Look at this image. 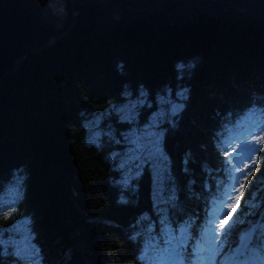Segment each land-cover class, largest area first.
Returning <instances> with one entry per match:
<instances>
[{
  "label": "trees",
  "instance_id": "obj_1",
  "mask_svg": "<svg viewBox=\"0 0 264 264\" xmlns=\"http://www.w3.org/2000/svg\"><path fill=\"white\" fill-rule=\"evenodd\" d=\"M63 9L62 22L42 26L0 79V195L13 182L20 188L16 213L0 217V234L24 220L38 264H158L165 239L186 227L191 264L233 184L231 174L214 171L231 135L248 117L264 132V0H63ZM141 91L151 106L140 119L160 98L184 105L161 125L166 177L156 198L151 171L124 182L117 140L92 144L84 125L87 114ZM108 120L115 137L128 128ZM255 155L259 179L250 177L255 186L242 213L261 206L250 223H234L215 247L214 264L264 216V191L256 192L264 184V147ZM218 175L224 182L216 193ZM7 250L0 248V264L15 260ZM246 254L264 260V223Z\"/></svg>",
  "mask_w": 264,
  "mask_h": 264
},
{
  "label": "rangeland",
  "instance_id": "obj_2",
  "mask_svg": "<svg viewBox=\"0 0 264 264\" xmlns=\"http://www.w3.org/2000/svg\"><path fill=\"white\" fill-rule=\"evenodd\" d=\"M52 14L55 17V19H50L48 21V24L53 25H59L64 17V9H63V0H56V5H52ZM140 98L136 99H128L124 103L120 105H116L117 108H112L108 106L104 110L98 112V113H89L86 115V120L84 122V125L87 130L88 140L92 144H98L99 140L101 138H113L117 141L119 140L120 143H118V148L114 149L113 154L118 157V163L120 166L121 173L123 174V181L128 182L131 178L138 175L139 172H141L142 169L147 168L149 171H151L152 175V183L155 187V198H156V188L159 190H163V181L166 177V158L162 154L161 146H160V152H152L151 150H148L145 148L144 151H136L130 153L127 149L129 148H137V144L144 146L147 145L148 141L150 139H155V137H149L145 133L147 132H157L162 133L161 125L165 121V118L167 116H172V108L174 106L180 105L178 102L171 101L170 99L160 98L158 101V108L154 109L153 111L147 113L146 118L140 119V114L144 112L143 107L138 108L137 111L139 112V122L128 124V128L120 129L118 130L117 137L113 135V129H112V123L108 120L109 117H114L117 121H120V118L125 113L119 112L118 109L121 107H125L129 101L135 102ZM165 103L167 105L165 106ZM149 105V104H147ZM145 105V106H147ZM156 124L158 126H152L153 124ZM242 124L244 127L240 129L238 132L231 135L230 141H229V149L228 152H233L237 145H243L247 142L251 141V137L249 136V133H257L259 134V124L256 122V118H247L245 119ZM145 125H149L147 129H145ZM135 129V134L129 137V140H137V144L129 143L124 141L122 133L129 132L131 130ZM139 138V139H137ZM160 139V145H161V139L162 135L159 137ZM119 153V155H117ZM256 153L249 152L246 147H241L240 151L236 153L232 157L233 161L236 164H240L241 167H243L245 163V158L248 156H253ZM139 155L141 157L140 160H134L132 159L133 156ZM233 166L230 164V169H232ZM231 175H236V170L233 169L231 171ZM232 185L228 188V191H231ZM20 196V188H19V181L13 182L11 185H9L5 192L0 195V206L4 208V211H0V217H5L8 212L11 210L7 208L9 204L13 205V207L16 206V203ZM226 200V197L224 198V201ZM224 201L219 202L216 207L213 209L212 216L210 220L208 221V227L204 229L203 235L205 244L202 246L203 248L207 249V255L204 257H200L195 260L193 258V264H212L211 261L206 259L209 257L213 251L215 246V231L217 230V225L219 223V220L221 218V213L225 211L224 207ZM174 236L179 237L180 233L178 235L174 234ZM0 248L2 250V253H7V249L12 252V256L14 257V261L8 264H38V260L35 256L34 247L32 246L30 242V237L25 225V221L22 220L20 222L15 223L13 226H11L6 234H0ZM238 251V252H237ZM240 253L239 250L236 248V251L232 254V256H237V254ZM167 253L164 252L162 256H166ZM232 257L229 255L226 257V259L223 261L222 264H230L232 261ZM236 264H264L263 259H258L255 262H252L248 260L247 257L241 259L240 261L236 260ZM156 264V260H155ZM158 264H172L171 261L165 260H159Z\"/></svg>",
  "mask_w": 264,
  "mask_h": 264
},
{
  "label": "snow or ice",
  "instance_id": "obj_3",
  "mask_svg": "<svg viewBox=\"0 0 264 264\" xmlns=\"http://www.w3.org/2000/svg\"><path fill=\"white\" fill-rule=\"evenodd\" d=\"M146 93L141 91L140 92V99L136 100L135 102L129 101L128 104L125 107H121L118 109L119 112L125 113L121 116L120 122L121 123H138L139 122V112L137 111L138 108H142L147 104L146 100ZM184 99H187L188 97H183ZM149 107L151 105H148ZM112 108H117L116 105H112ZM184 110V105H178L174 106L172 108V115L176 116L181 111ZM152 126H158L155 123ZM150 127L149 125H145V129ZM135 134V129L122 133L123 139L126 142L137 144V140H129V137ZM149 137H155V139H150L147 143V145L141 146L137 144V148H129L127 149L130 153L136 152V151H144L145 148L148 150H151L152 152H160V139L159 137L162 135L161 133L157 132H147L145 133ZM219 135V133L217 134ZM249 136L251 137V141L247 142L243 145H237L236 149L229 153L225 149V158L222 161H219V167L216 168L214 171L216 173H222L224 175L230 176L231 171L233 169L236 170V175L231 176V179L233 181L231 191L225 190L224 195L226 196V200L224 201V207L225 211H223L220 215L221 218L219 220V223L217 225V230L215 231V242L217 245H219L221 242L224 241V238L229 234L231 229L233 228L234 223L239 220L240 224L250 223L248 221L247 217L255 216L257 213L254 211V209L259 208L261 206L260 201H257L256 204L252 206L251 209H249L247 212L242 213V206L244 204L245 198H246V190L248 192L252 191V188L255 186V181L250 180V177H256V172L259 171V159L258 156H248L245 158V163L243 167H241L240 164H236L232 157L236 155L237 152L240 151L241 147H246V149L249 152L258 154L261 147H264V132L257 134V133H249ZM139 139V138H137ZM117 143H120L118 140ZM119 155V153H117ZM132 159L134 160H140L141 157L139 155L133 156ZM231 164L233 166L232 169L228 168V165ZM143 169L141 167V175H142ZM217 184H216V193H219L221 190V186L223 185V176L218 175L216 176ZM256 179H259V177H256ZM207 191L209 192V199H215L216 193H213L211 190V185H207ZM264 191V184H262L258 189H256V192ZM256 192H252L253 198H255ZM174 199H178V196L173 197ZM207 207L208 203L207 200L205 201V215H207ZM8 209L11 211L8 212V214L5 216V219L10 218L11 215H14L16 213V208L13 207V205L9 204L7 206ZM0 211H4V208L0 206ZM241 215L244 216V219H240ZM200 216L197 214L192 218V222H195L196 220H199ZM161 223H164V220H161ZM260 223H264V216L260 218V222H258L255 226L252 227L251 231L249 232H241L239 236V247L245 248L248 246V243L251 242L253 238V233L256 231V227L260 226ZM190 226V224L188 225ZM163 231V230H162ZM180 236H171L168 239H165V244L168 245L167 248H165L163 251L167 253L166 256H161V260L167 259L168 261H171L172 264H185V252H186V239L191 238V234L187 233L186 227H181L179 229ZM167 234V233H166ZM6 254V253H5ZM192 255L199 257L198 252H194ZM219 253L211 254L208 259L209 261L214 264L215 257L218 256ZM137 259H144L143 256L137 257Z\"/></svg>",
  "mask_w": 264,
  "mask_h": 264
},
{
  "label": "water",
  "instance_id": "obj_4",
  "mask_svg": "<svg viewBox=\"0 0 264 264\" xmlns=\"http://www.w3.org/2000/svg\"><path fill=\"white\" fill-rule=\"evenodd\" d=\"M56 0H0V79L23 54L25 42L48 25Z\"/></svg>",
  "mask_w": 264,
  "mask_h": 264
}]
</instances>
